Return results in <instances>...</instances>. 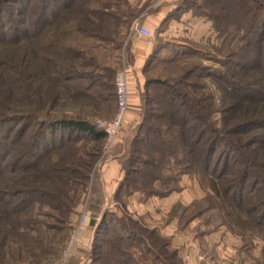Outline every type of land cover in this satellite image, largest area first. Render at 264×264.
<instances>
[{
    "label": "trees",
    "instance_id": "1",
    "mask_svg": "<svg viewBox=\"0 0 264 264\" xmlns=\"http://www.w3.org/2000/svg\"><path fill=\"white\" fill-rule=\"evenodd\" d=\"M125 5L0 0V264L61 258L106 140L91 118L115 96L121 50L137 17ZM204 5L227 39L226 68L208 65L202 74L198 65L179 63L184 52L176 48L164 60H177L165 77H146L143 118L125 140L118 197L124 206L133 193L167 196L180 189L182 175L196 174L209 190L200 212L221 208V223L264 243V0ZM193 74L217 78L221 105L208 81H190ZM124 214L106 211L99 223L92 215L90 264H139L134 243L164 264H184L157 228Z\"/></svg>",
    "mask_w": 264,
    "mask_h": 264
},
{
    "label": "rangeland",
    "instance_id": "2",
    "mask_svg": "<svg viewBox=\"0 0 264 264\" xmlns=\"http://www.w3.org/2000/svg\"><path fill=\"white\" fill-rule=\"evenodd\" d=\"M179 2V7L182 8V11H174L172 12L170 17V22L174 20V22L172 23L177 24V27L169 28V22L166 21L160 27L156 29H151L153 32V36L148 40H153L154 47L156 46L157 49L160 50L161 47L164 48H162L161 51L158 52V55L154 56L153 50L151 54H149L144 65V68H146L144 72L145 81L147 76L165 77V75L170 72V70H172L171 67L175 63H177V60L175 63L172 61V63L167 61H170L169 57L173 55L172 51L176 48L179 51L184 52L183 57L181 58L182 60L179 63L186 62L187 64L198 65L196 69L199 67L198 72H202V74L206 73L207 69L205 67H207L208 65L211 66L210 69L226 68V66L222 64L221 60L224 59L226 56L227 48L226 46L224 47V44L227 39L223 37L214 27L212 20H210L208 16L204 15L207 9L204 5V0H189L187 4H183L184 2H186V0H181ZM193 2H196L197 4L194 5ZM128 4L129 6H123L122 10L125 12L127 11V9H129L127 7H130V10L136 12V16L139 19V16L142 12V8L140 9L139 7L133 5L129 0ZM189 12H191V14L194 16H198L201 19H205L208 23L206 28L202 27L201 23H198L199 25H197L191 24L189 20L186 21L183 17L184 14H187ZM181 17L183 18L182 21L180 20ZM175 20H177V22H175ZM135 22L133 21L131 26L129 27L126 40L121 50L122 69L117 73L116 80L119 73L123 70H126V67L131 60V55L128 48V38L132 36V28ZM179 25L181 27H179ZM142 40L146 41V39ZM89 41L90 40H86V42ZM235 58L237 61L240 60L238 57ZM165 59H167V61H164ZM189 79L190 81H198L200 83L208 81L209 88L214 93L216 104L221 105L223 101L222 93L219 91L220 87L218 85L217 78H211L210 76L204 78H197L193 74V76H190ZM158 87L159 88L157 91H162L161 89H163V87ZM114 92L115 96L113 98V101L110 103L109 107L105 104L101 110L96 109L94 111V114H97V116H93L91 118L93 121L97 122L98 119H112L115 116L118 108L116 103L117 87ZM157 93H159V99H162L160 95L161 93ZM216 117H220V115L216 114L215 118ZM139 124H137L131 130L127 138L131 134L134 135L136 133ZM105 143L102 146L100 158L97 160V162L89 173L90 177L88 179V187L86 194L84 193V198L82 199V202H80V204L78 205V207L80 205L84 206V209L80 212L81 217L89 213V215H95L100 222L102 220L103 210L102 207L99 208V210H95L97 206H95L94 203L97 202V200L100 201V198L98 197L101 194L99 190L98 180L100 174L99 164L101 160H103L107 155L110 154L109 153L106 156L104 155ZM115 144L112 150L114 149ZM127 149L129 152L130 146H127L125 151ZM191 176H195L200 180V178L196 174ZM202 187L205 190L206 194L198 199L193 200L187 206L183 207L179 204H176L172 205L171 207L165 206V208L163 207V205H159L158 208L154 207V227L157 228L161 234L162 232L160 231V227L157 226L161 223L158 222L161 221L163 223L165 219L168 220L172 217L178 218V228L175 233L177 231L180 232L179 236L176 238L175 234H162V237L169 241L168 248L177 250L184 264H264V257L262 253L264 243L262 239L251 238L249 236L244 238L238 235L237 233L233 232L230 226L221 223L224 218V212L221 208H215L205 213L200 212L202 208L207 205L206 202H204V199L209 191L203 184ZM77 212H75L72 216H75L79 213ZM158 215H163L161 217L163 219H161ZM157 216L158 218H156ZM142 222L147 224L145 220H142ZM182 228H185V230L182 231ZM73 229L74 228H72V230ZM71 233L72 231L69 232V234L64 240V248ZM222 233L224 235H222ZM227 233H229L228 237L226 236ZM63 251L61 252V258L58 261V264L62 262ZM131 251L135 255L139 264H164L162 260L155 259L152 254L146 253L145 249H141L140 244L138 243L132 244ZM189 254L192 256V260L190 259V257L187 256ZM162 258L166 259V256L164 255L162 256ZM200 261H202V263Z\"/></svg>",
    "mask_w": 264,
    "mask_h": 264
},
{
    "label": "crops",
    "instance_id": "3",
    "mask_svg": "<svg viewBox=\"0 0 264 264\" xmlns=\"http://www.w3.org/2000/svg\"><path fill=\"white\" fill-rule=\"evenodd\" d=\"M133 5L139 7L142 12L134 20L136 23L143 24L151 29H156L163 25L166 21L169 22V28L177 27L174 24V20L170 22V17L174 11H182L179 7V1L181 0H129ZM184 4V3H183ZM185 20H189L191 24L201 23L202 27L207 26V21L201 19L198 16H194L191 12L184 14ZM181 17L180 20L182 21ZM179 20V21H180ZM177 22V20H175ZM133 25V26H134ZM179 27H181L179 25ZM169 30V29H168ZM128 41V48L131 55V60L126 67L128 76L129 98L130 107L127 113V117L124 123L123 132L115 144L112 152L107 155L99 164V190L101 207L103 213L106 211L113 212L118 216H122L124 213L132 216L135 219L145 220L148 225L154 228V207L158 208L159 205L172 206L179 204L181 206H187L193 200L198 199L206 194L202 187V184L198 178L192 177L190 174L182 175L179 185L180 189L173 191L167 196H149L146 197L141 193H133L125 198V205L123 206L121 200L118 197V190L120 183L125 175L121 163V156L125 151V140L131 130L142 121V92L145 89V75L144 65L146 60L154 49L153 40H148V37H140L136 32L132 33ZM146 39V41L142 40ZM98 202V200H97ZM162 207V206H161ZM84 209V206L78 207V214L72 216L71 225L73 228H78V242L73 250L72 258L67 264H90L91 262V250L93 238L95 237L96 226L90 221L93 217L87 214V220H82L80 212ZM104 216V215H103ZM102 216V218H103ZM160 218L163 215H158ZM158 216L156 218H158ZM98 219V218H97ZM163 219V218H161ZM100 221L98 220V223ZM178 218L165 219L160 225V231L162 234H175L176 238L180 232H176L178 228ZM184 231L185 228H182ZM228 234L226 236L228 237ZM222 235H224L222 233ZM199 252V251H198ZM188 253V252H187ZM193 253V252H192ZM191 253V254H192ZM192 260V256L187 255ZM202 263V261H200Z\"/></svg>",
    "mask_w": 264,
    "mask_h": 264
},
{
    "label": "built area",
    "instance_id": "4",
    "mask_svg": "<svg viewBox=\"0 0 264 264\" xmlns=\"http://www.w3.org/2000/svg\"><path fill=\"white\" fill-rule=\"evenodd\" d=\"M136 32L140 37L151 38L153 32L151 28L136 23L132 28V33ZM117 97L118 108L115 116L112 119H98L97 126L106 132V143L104 146V155L111 153L114 144L118 141L124 127L127 113L130 107L129 87L127 71L123 70L117 77ZM87 215H83L82 220H87ZM78 242V228H74L70 237L68 238L64 251L63 259L60 264H65L72 256L73 250Z\"/></svg>",
    "mask_w": 264,
    "mask_h": 264
}]
</instances>
